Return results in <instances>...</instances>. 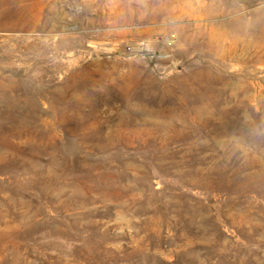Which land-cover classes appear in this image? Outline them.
I'll return each instance as SVG.
<instances>
[{"label":"rangeland","instance_id":"1","mask_svg":"<svg viewBox=\"0 0 264 264\" xmlns=\"http://www.w3.org/2000/svg\"><path fill=\"white\" fill-rule=\"evenodd\" d=\"M0 264H264V0H0Z\"/></svg>","mask_w":264,"mask_h":264},{"label":"bare ground","instance_id":"2","mask_svg":"<svg viewBox=\"0 0 264 264\" xmlns=\"http://www.w3.org/2000/svg\"><path fill=\"white\" fill-rule=\"evenodd\" d=\"M255 41V40H254Z\"/></svg>","mask_w":264,"mask_h":264}]
</instances>
